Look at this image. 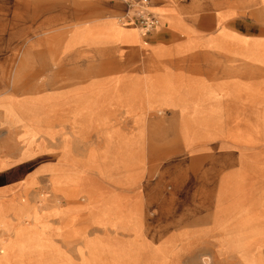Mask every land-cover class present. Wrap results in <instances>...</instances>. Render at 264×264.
Instances as JSON below:
<instances>
[{"label": "crops", "instance_id": "1", "mask_svg": "<svg viewBox=\"0 0 264 264\" xmlns=\"http://www.w3.org/2000/svg\"><path fill=\"white\" fill-rule=\"evenodd\" d=\"M241 1L149 0L161 24L144 35L119 22L123 0H0V42L26 66L24 88L0 74V264H55L38 193L70 200L102 180L75 170L64 188L67 140L80 157L91 140H175L189 156L264 145V5Z\"/></svg>", "mask_w": 264, "mask_h": 264}, {"label": "rangeland", "instance_id": "2", "mask_svg": "<svg viewBox=\"0 0 264 264\" xmlns=\"http://www.w3.org/2000/svg\"><path fill=\"white\" fill-rule=\"evenodd\" d=\"M254 3L260 8L264 0ZM9 40L3 32L2 82L24 88L13 79L26 66L16 71L9 57L25 50L10 49ZM91 141L80 157L67 140L65 177L72 183L64 188L74 192L75 170L93 171L102 180L91 182L92 193L67 200L44 190L35 202L38 215H51L45 238L56 247L55 264H264V145L189 156L175 140ZM74 202L92 204L76 217Z\"/></svg>", "mask_w": 264, "mask_h": 264}, {"label": "built area", "instance_id": "3", "mask_svg": "<svg viewBox=\"0 0 264 264\" xmlns=\"http://www.w3.org/2000/svg\"><path fill=\"white\" fill-rule=\"evenodd\" d=\"M127 6L126 14L120 23L130 22L144 35L154 32L161 24L160 17L153 11L149 0H123Z\"/></svg>", "mask_w": 264, "mask_h": 264}]
</instances>
